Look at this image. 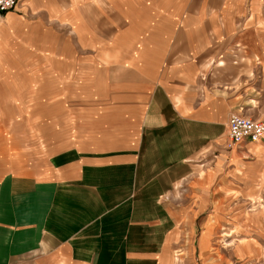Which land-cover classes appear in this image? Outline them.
Wrapping results in <instances>:
<instances>
[{
    "label": "crops",
    "instance_id": "crops-1",
    "mask_svg": "<svg viewBox=\"0 0 264 264\" xmlns=\"http://www.w3.org/2000/svg\"><path fill=\"white\" fill-rule=\"evenodd\" d=\"M140 11L146 18L140 19ZM201 11L176 15L149 6L140 10L139 0H18L0 14V113L25 110L27 81L34 82L29 84L34 111L53 114L88 111L84 109L88 103L75 108L76 97H98L92 105L106 104L108 79L133 80L132 88L122 87L118 96L131 98L133 112L143 102L140 97H147L146 119L142 114L138 121L136 113L129 115L121 108L127 131L112 142L113 152H93L91 147L77 161L75 153L68 152L66 158L51 153L46 183L53 187L58 182L59 164L67 160L75 163L62 175L68 184L75 175L85 184L91 173L102 172L117 178L114 181L120 185L114 191L118 194L156 193V177L171 180L189 175L194 172L192 161L210 151L214 156L210 167L199 172L207 184L202 182L198 193L203 197L210 192L211 200L201 199L202 204L210 202L213 210L226 208L227 220L234 221L236 215L229 213L230 208L243 209V218L258 225L264 236V211L245 212L244 201L258 195L264 198V136L229 146L227 129L233 112L264 121V0H229L227 9ZM176 31L183 34L174 45L177 51L171 57L168 43L169 51L164 49L157 69V49L166 48L165 38ZM127 63L134 73L139 65L145 71L128 76L122 71ZM139 80L146 88L137 86ZM34 127L42 129L43 125L36 121ZM82 127L95 125L86 122ZM41 172L17 178L39 184ZM139 176L151 178L146 188H140ZM217 216L224 220L221 213ZM51 220V244L35 252L34 260L11 263L9 254L2 251L0 264H62L58 258L61 255L64 260L67 255L60 254L59 248L71 240L72 232L60 238L58 220ZM8 228L0 233V248L10 243L13 229ZM247 255L259 258L250 264H264V249L237 254ZM46 257L48 262L43 261Z\"/></svg>",
    "mask_w": 264,
    "mask_h": 264
},
{
    "label": "rangeland",
    "instance_id": "rangeland-1",
    "mask_svg": "<svg viewBox=\"0 0 264 264\" xmlns=\"http://www.w3.org/2000/svg\"><path fill=\"white\" fill-rule=\"evenodd\" d=\"M228 4L229 0H139L140 10L149 6L169 10L176 15H185L194 11L197 13L201 10L203 12L207 9H227ZM146 16L145 13L141 15L140 11V19ZM176 18L178 16L175 18L172 16V19ZM240 21L242 22V18ZM181 35L183 34L177 31L173 32L172 39L165 38L166 48L157 49L160 53L158 58L155 57L157 69L162 65V52L164 49L169 51L168 43L173 57L172 53L177 51L174 45L178 43ZM129 66L130 64L127 63L122 70L128 76L134 73ZM110 69L111 67H108V73L111 72ZM143 71L145 70L139 65L134 74ZM31 83L34 82L26 83V108L23 112L0 113V188L2 190L0 220L14 224L0 223V233H3L7 226L13 229L9 245L3 248L1 246L0 252L8 253L11 263L18 262L19 259L31 260L35 252H40L51 244L49 236L54 230L50 226L54 217L58 220L57 232L60 238L65 239L72 232L71 240L68 243L65 241V244L59 248L60 254L62 252L67 255L64 260L61 255L58 258L62 264L257 262L259 258L256 256L241 257L237 254L264 249V236L259 234L258 225L255 227L249 224V220L243 218V209L230 208L229 213H235L236 218L235 221L227 220L226 208L220 206L219 210H213L210 208V202L208 205L201 202V199L211 200L210 192L204 193V198L199 197L203 182L199 172L210 167L211 158L214 157L210 151L192 161L194 172L189 175L171 180L164 175L160 178L156 177L154 179L156 193L134 191L132 194H118L114 191V188L120 185L118 181H114L117 178L105 177L102 172L91 173L85 184L82 178H77L75 175L71 177L73 182L68 184L62 180L64 177L62 175L75 163H68L67 160L59 164L58 182L55 181L53 187L46 183L50 181L51 153L64 158L68 152L72 155L75 153L74 158H77L75 161L80 158L79 154L91 147L95 148L93 152L112 153L115 147L112 142L120 137L122 132L127 131L120 109H126L129 115L136 113L138 121H141L142 114L146 119L143 111L147 97H140L143 102L139 103L138 112H133V106L130 105L131 98L120 97L118 94L122 87L130 89L131 84L136 82L130 79L123 81L108 79L110 85H108L106 104L92 105L91 101L95 98L97 99L94 102L99 101L98 97H76L75 108L88 103L84 107L88 111L41 114L34 111V99L29 96L33 91L29 86ZM137 86L146 88V83L139 80ZM109 90H111L110 94ZM6 121L9 123L7 124ZM36 121L37 124L43 125L42 129L34 127ZM86 122L94 124L95 127H82ZM129 122H131L130 118L127 120V123ZM39 171H42L39 184L35 180L31 182L23 180L22 183L17 178L19 174L25 173L36 172L38 175ZM137 179L141 182L140 188H146V184L151 181V178L145 176H139ZM135 180V177L131 179L132 182ZM88 187H94L95 191L91 192ZM56 190L57 193H54ZM222 197L220 194V201ZM238 199L239 197H236V200ZM112 201H114L113 205L105 208V205ZM244 201L247 206L245 212L259 211L264 205V198L261 195ZM218 213L223 215L224 220L217 216ZM33 220L38 221L34 224ZM226 233L231 235L226 237ZM244 238L250 244L245 249L243 247V250L237 251L238 242ZM226 240H229L228 246L224 242ZM43 261L48 262L49 257L44 258Z\"/></svg>",
    "mask_w": 264,
    "mask_h": 264
},
{
    "label": "built area",
    "instance_id": "built-area-1",
    "mask_svg": "<svg viewBox=\"0 0 264 264\" xmlns=\"http://www.w3.org/2000/svg\"><path fill=\"white\" fill-rule=\"evenodd\" d=\"M18 0H0V14L13 8ZM229 146L246 139L258 140L264 136V121L242 112H233L227 123Z\"/></svg>",
    "mask_w": 264,
    "mask_h": 264
},
{
    "label": "bare ground",
    "instance_id": "bare-ground-1",
    "mask_svg": "<svg viewBox=\"0 0 264 264\" xmlns=\"http://www.w3.org/2000/svg\"><path fill=\"white\" fill-rule=\"evenodd\" d=\"M262 200V199H261ZM263 201V200H262ZM262 205V204H261ZM261 211H264V205H262L261 206ZM227 234V233H226ZM228 236L230 235V233H228L227 234ZM225 242V244L228 246L229 245V243H228V241L226 240V241H224ZM248 242L246 241V240H242V241H239L238 242V248H242V247H244L245 246V244H247Z\"/></svg>",
    "mask_w": 264,
    "mask_h": 264
}]
</instances>
